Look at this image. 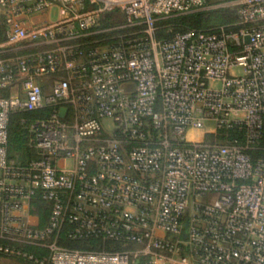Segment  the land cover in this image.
Returning <instances> with one entry per match:
<instances>
[{"label": "built area", "instance_id": "2783aa9c", "mask_svg": "<svg viewBox=\"0 0 264 264\" xmlns=\"http://www.w3.org/2000/svg\"><path fill=\"white\" fill-rule=\"evenodd\" d=\"M212 1L0 0V255L264 264V0ZM226 4L230 26L158 34ZM36 111L21 163L11 116Z\"/></svg>", "mask_w": 264, "mask_h": 264}, {"label": "trees", "instance_id": "16d2710c", "mask_svg": "<svg viewBox=\"0 0 264 264\" xmlns=\"http://www.w3.org/2000/svg\"><path fill=\"white\" fill-rule=\"evenodd\" d=\"M108 16L109 15H107L106 18ZM236 20V13L225 8L203 10L185 15L172 16L170 18L162 20V28L160 29L158 34L160 37H170L176 32H184L191 29L210 31L221 26H230L234 24ZM4 31L5 29L3 27H0V41L4 39ZM42 115L43 113L36 111L17 112L11 116L9 126V153L13 158H15L13 156V153L18 155L19 160L15 158L18 162L26 163L29 160L36 158V153L29 144L28 131L26 127L21 123V120L23 118H26L30 121L35 118L42 117ZM70 245L74 248L80 247V245L76 243H72ZM29 249L33 251L34 248ZM37 253L41 255V253ZM28 262L32 263L31 261Z\"/></svg>", "mask_w": 264, "mask_h": 264}, {"label": "rangeland", "instance_id": "374dc122", "mask_svg": "<svg viewBox=\"0 0 264 264\" xmlns=\"http://www.w3.org/2000/svg\"><path fill=\"white\" fill-rule=\"evenodd\" d=\"M231 0H213V3H224V2H229ZM228 9L234 13H236L235 7L233 6H229V5H225V7H221V9ZM219 9V8H218ZM58 17V11L57 9H53L52 13H47L46 15L40 16L37 18L38 21H47V22H51V21H56ZM123 15L121 13H113L110 14L107 18H104V20L102 21V26L103 28H110L113 25H121L123 23ZM115 22H118V24H115ZM13 156L19 160V156L13 153ZM0 264H33L30 263L28 261H24L18 258H13V257H4V256H0Z\"/></svg>", "mask_w": 264, "mask_h": 264}, {"label": "water", "instance_id": "95a60500", "mask_svg": "<svg viewBox=\"0 0 264 264\" xmlns=\"http://www.w3.org/2000/svg\"><path fill=\"white\" fill-rule=\"evenodd\" d=\"M66 111H67V109L66 108H63L62 109V115H65Z\"/></svg>", "mask_w": 264, "mask_h": 264}, {"label": "crops", "instance_id": "0c3cea01", "mask_svg": "<svg viewBox=\"0 0 264 264\" xmlns=\"http://www.w3.org/2000/svg\"><path fill=\"white\" fill-rule=\"evenodd\" d=\"M34 250H35V251H37V249H35V248L33 249V251H34ZM37 252H39V253H40L41 251H40V250H38ZM25 261H28V260H25ZM31 262H32V261H31ZM32 263H33V264H37V263H35V262H32Z\"/></svg>", "mask_w": 264, "mask_h": 264}]
</instances>
